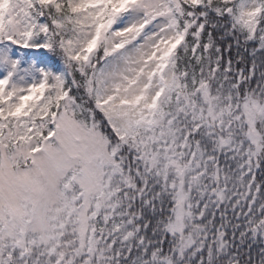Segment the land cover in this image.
<instances>
[{"label":"snow or ice","instance_id":"6c2138e0","mask_svg":"<svg viewBox=\"0 0 264 264\" xmlns=\"http://www.w3.org/2000/svg\"><path fill=\"white\" fill-rule=\"evenodd\" d=\"M0 264H264V0H0Z\"/></svg>","mask_w":264,"mask_h":264}]
</instances>
